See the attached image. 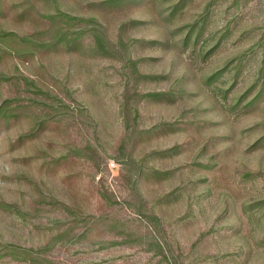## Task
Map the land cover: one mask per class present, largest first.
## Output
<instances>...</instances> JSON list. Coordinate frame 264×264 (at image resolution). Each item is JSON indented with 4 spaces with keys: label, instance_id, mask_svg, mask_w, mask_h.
Listing matches in <instances>:
<instances>
[{
    "label": "rangeland",
    "instance_id": "obj_1",
    "mask_svg": "<svg viewBox=\"0 0 264 264\" xmlns=\"http://www.w3.org/2000/svg\"><path fill=\"white\" fill-rule=\"evenodd\" d=\"M0 264H264V0H0Z\"/></svg>",
    "mask_w": 264,
    "mask_h": 264
}]
</instances>
